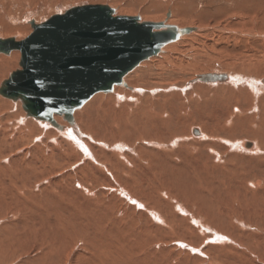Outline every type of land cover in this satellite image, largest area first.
Here are the masks:
<instances>
[{"label":"rangeland","instance_id":"obj_1","mask_svg":"<svg viewBox=\"0 0 264 264\" xmlns=\"http://www.w3.org/2000/svg\"><path fill=\"white\" fill-rule=\"evenodd\" d=\"M98 4L157 22L169 20L178 27H194L197 34L193 32L167 45L160 56L138 66L142 72H131L126 78L133 89L117 107L115 104L116 109H112L113 100H108L114 93L102 92L92 98L96 100L91 99L94 105L87 112L96 113V125L110 121L115 112L137 120L131 130L125 128L121 139L107 138L110 148L90 140L80 130L86 145L91 141L100 146L98 155L109 167L120 162L121 168L112 169L109 179L106 175L79 171L83 164L80 159H88L81 150L69 152L67 159L62 147L52 151L46 143L57 145L54 134L40 126L29 132L14 114L20 113V108L11 106V100L0 95V264H114L109 256H102L106 247L116 245L113 237L102 238L106 230H114L113 224L133 235L136 231L152 233V241L147 244L138 240L141 255L151 253L149 263L264 264V182L262 187L253 183L257 178L264 180V154L253 156L248 148H234V143L247 141L264 151V84L257 95L250 86L253 80L264 81V0H0V39L23 40L33 32L32 21L43 23L71 8ZM20 57L19 51L0 54V85L12 72L21 69ZM207 72H230L239 80L236 84L226 80L199 83L197 76ZM190 81L195 84L187 87ZM133 95L136 98L131 100ZM111 105L110 111L107 106ZM84 111L80 109L78 113ZM80 125L85 127L82 122ZM196 128L205 132L204 139L191 137V130ZM114 144H122L128 150L117 151L112 148ZM121 152H125L124 156L118 160L117 156L110 158ZM24 156L23 170L29 163L32 173L23 176L15 185L17 188L8 185L9 176L23 174L10 160ZM132 160L137 164L128 163ZM179 168L184 170L183 178L177 172ZM44 169L52 170L46 175L37 171ZM114 176L126 193L132 192L143 206L133 203L131 194L128 198L119 188L108 187ZM182 179L189 180L186 185L191 189L179 185ZM210 201L215 209L227 210L231 219L225 216L218 222L221 211L216 215L209 210ZM101 214L109 217L107 223H99ZM73 217L81 222H73ZM49 224L58 225L67 239L55 250L46 239H41ZM203 225L210 227L211 232H205ZM82 229L89 240L77 238L76 233L83 232ZM215 233L223 234L225 239H216ZM35 242L40 246L36 247ZM139 251L134 250L133 254L138 256Z\"/></svg>","mask_w":264,"mask_h":264},{"label":"water","instance_id":"obj_2","mask_svg":"<svg viewBox=\"0 0 264 264\" xmlns=\"http://www.w3.org/2000/svg\"><path fill=\"white\" fill-rule=\"evenodd\" d=\"M31 26L33 32L23 40L0 39V54L21 52V69L3 81L0 95L20 100L28 116L45 118L57 128L54 115L73 122L74 112L94 95L126 85L124 78L142 62L196 31L118 15L101 4L74 7L43 23L32 21ZM226 79L224 74L210 73L197 81Z\"/></svg>","mask_w":264,"mask_h":264},{"label":"bare ground","instance_id":"obj_3","mask_svg":"<svg viewBox=\"0 0 264 264\" xmlns=\"http://www.w3.org/2000/svg\"><path fill=\"white\" fill-rule=\"evenodd\" d=\"M116 10V9H115ZM117 11V14L118 15H125V16H132V12H125V11H119V10H116ZM127 13V14H126ZM141 17V16H140ZM141 19H142V21H151V22H157V21H155L153 18L152 19H149V18H143V17H141ZM174 22V21H173ZM172 22V23H173ZM166 23L167 24H170V25H173V24H171V22H169V20H167L166 21ZM180 28H185V27H180ZM198 29V28H197ZM197 31V30H196ZM200 30H198V32H199ZM196 33V32H195ZM192 34V33H191ZM197 34V33H196ZM187 35H185V36H183L181 39H183L184 37H186ZM185 42H186V40H185ZM176 43V42H175ZM181 43V42H180ZM172 44H174V43H172ZM208 44V43H207ZM185 45V44H184ZM166 48H167V46L166 47H164L163 48V50L159 53V55H157V56H160L163 52H164V50L166 51ZM168 54V53H167ZM176 55V54H175ZM213 56V55H212ZM154 57H156V56H154ZM154 57H152V58H154ZM165 57H170V56H168V55H165ZM152 58H150V59H152ZM20 59H21V57H20ZM8 60V59H7ZM12 60V59H11ZM146 61H148V60H146ZM153 61V60H152ZM154 61H156V60H154ZM153 61V62H154ZM196 61V60H195ZM145 62V61H144ZM144 62H142V63H144ZM141 63V64H142ZM141 64L139 65V66H141ZM162 64V63H161ZM149 65V64H148ZM144 66V65H143ZM153 67V66H152ZM155 68V67H154ZM137 69V71H139L140 69L137 67L136 68ZM136 69H134V70H136ZM144 69V68H143ZM147 69V68H146ZM149 69V68H148ZM133 70V71H134ZM132 71V72H133ZM141 71V70H140ZM139 71V72H140ZM142 72V71H141ZM224 72V71H223ZM227 72V71H226ZM138 73V72H137ZM156 73H158V72H156ZM214 73V72H213ZM218 74H224V75H228V77H227V79H226V81L225 82H227V83H229V84H231V83H233V84H236V83H234L235 81H237V80H239L237 77H234L233 75H235V74H231L230 72L229 73H220V72H217ZM130 74V73H129ZM128 74V75H129ZM139 75L141 74V73H138ZM205 74H210V73H205ZM204 74V75H205ZM127 75V76H128ZM144 75V74H143ZM203 75V74H202ZM226 75V76H227ZM126 76V77H127ZM135 76H138V75H136L135 74ZM200 76V75H199ZM199 76H197V78L199 77ZM124 78V81H125V84L126 85H115L114 86V89H113V91L112 92H109V93H114V94H112V95H110V96H108L109 97V101H111V100H113V102H114V107L112 108V109H116L115 108V104H116V107H117V103H121L120 101H122V99L128 94V93H130V90L131 89H133L132 88V86L130 85L131 83H129L128 81H127V78ZM132 77V76H131ZM141 77H144V76H141ZM140 77V78H141ZM145 77H147V76H145ZM153 78V77H152ZM196 78V79H197ZM134 79V78H133ZM149 79H151V78H149ZM140 80V79H139ZM256 80V79H255ZM138 81V80H137ZM193 81H195V80H193ZM193 81H190L188 84H187V87H192V85L193 84H195ZM132 82V81H131ZM238 82V81H237ZM254 82V83H253ZM3 83V82H2ZM2 83H1V85H2ZM133 83V82H132ZM196 83H198V82H196ZM199 83H201V82H199ZM251 83H253L252 85H250V86H252V89H253V91L255 92V94L257 95V93H259L261 90H263V84H264V81H262V80H256V81H252ZM1 85H0V87H1ZM215 85H217V84H215ZM260 85V86H259ZM221 86V85H220ZM223 86V85H222ZM186 88V87H185ZM213 88V87H212ZM137 91H138V89H137ZM263 93V92H262ZM102 95V93H98V95ZM94 97H98L97 96V94L96 95H94L92 98H94ZM101 97V96H100ZM133 97V99H131V100H134L136 97H134V95L132 96ZM264 97V96H263ZM91 98V99H92ZM96 98L95 99H92L93 101L94 100H96ZM129 98V97H128ZM254 98V97H253ZM89 100V101H87L80 109H85L86 111H84L83 112V114H79L78 113V111L80 110V109H77L75 112H74V114H73V118H74V120H73V122H69V121H66V120H64L65 122H62V120H63V117H61V116H57V115H54V120L56 121V123L60 126V128H57V127H55L49 120H47V119H45V118H43V119H37V118H35V117H32V116H28L27 115V113L24 111V109H23V104H22V102L19 100V101H13V100H11V101H8V102H10V104H11V106H18L19 108H20V110H21V112L20 113H17V112H14V114L16 115V116H19L20 118H18V119H20V121L22 122V123H24L25 125H24V127H26L27 129H28V131L29 132H33V130L35 129V127H36V129L38 128L37 126H40L41 128H43L44 130L46 129V130H49L50 132H51V134H54V138H53V140H55V142L57 143V145H54V143H49V142H47L46 144L47 145H49L50 147L49 148H51L52 149V151H54V150H56L57 148L58 149H60L59 147H57V146H60V147H62L61 148V152L63 153V155H64V157H65V159H67V154H69V152L71 153V152H73L74 154L75 153H77V152H79L80 150L81 151H83V154L85 153L86 155L85 156H87L88 157V159H80V158H78V159H80V160H82L83 161V164L81 165V167L79 168V171L81 172V173H90V175H99V176H103L104 177V175H106V177L108 176V174L109 173H111V170L112 169H115L116 171L117 170H119L120 168H121V164H119L120 162L119 161H117L118 162V165L116 164V165H114L113 164V166L111 165L110 167L106 164V162L104 161V160H102V159H100V157H99V153L98 152H101V148H100V146H97V144L96 145H93L92 143H90L91 141L90 140H92V141H96L97 143H99V145H102V146H105V147H108V144H106V141L108 140L107 138H112V140H114V139H121V137H122V133L124 134V131L126 130L125 128H127L128 130H131L132 129V127L131 126H133V124L134 123H136V121L137 120H135L133 117H130L129 118V116L127 115H125L126 117H120L116 112H115V116H112V118H111V120L110 121H105L104 123H99V125H96L95 123H94V120H95V118H96V113L94 114V115H91V114H89L88 112H90L89 111V109L94 105V103H93V101L92 100ZM101 99H103V98H101ZM264 99V98H263ZM130 100V101H131ZM100 101V100H99ZM137 101V100H136ZM263 102V101H262ZM104 103V105H106L105 104V102H103ZM129 103V102H128ZM96 104V103H95ZM98 104V103H97ZM135 104H136V102H135ZM155 104V103H154ZM107 105H108V103H107ZM121 105V104H120ZM137 105V104H136ZM100 106V105H99ZM113 105H111V106H107L109 109H110V111H111V107H112ZM103 107V106H102ZM133 107V106H132ZM136 107H138V106H136ZM95 108H97V107H95ZM101 108V107H100ZM104 108V107H103ZM139 108V107H138ZM108 109V110H109ZM141 109V108H140ZM87 110H88V112H87ZM99 110V109H98ZM119 110V109H118ZM142 110V109H141ZM141 110H139L138 109V111H141ZM264 110V109H263ZM102 111V110H101ZM130 111V110H129ZM128 111V112H129ZM123 112V111H122ZM132 112H134V110L132 111ZM136 112V111H135ZM139 113V112H138ZM133 114V113H132ZM123 115V114H122ZM129 115H130V113H129ZM84 116V117H83ZM100 116L101 115H99V118H100ZM137 116V115H136ZM83 117V118H82ZM98 117V116H97ZM255 117V116H254ZM80 118H82V120L80 119ZM141 119V118H140ZM105 120V119H104ZM96 121V120H95ZM129 121V122H128ZM130 121H132V122H130ZM80 122H82L83 123V125H85V127L84 128H81V127H83V126H81L80 125ZM102 122V121H101ZM127 122H128V125H127ZM135 126V125H134ZM93 127V128H92ZM54 128H56V129H54ZM24 130V129H23ZM80 130L81 131H83V133L84 134H86V136H88L89 138H90V142H89V144H85L84 143V141H83V138H82V133H80ZM93 130V131H92ZM194 130H197L198 131V133L199 134H194L193 132H194ZM192 132H191V137H194V139H196V137H200V139H204L205 137H206V134H205V132L200 128H196V129H192L191 130ZM35 132V131H34ZM127 132V131H126ZM43 133V132H42ZM119 134H121L120 135V137H119ZM127 135V134H126ZM246 135V134H245ZM175 136V135H174ZM88 137H86V138H88ZM126 137V136H125ZM21 138V137H20ZM58 138H59V141H58ZM246 138V137H245ZM244 138V139H245ZM19 142L21 141V140H18ZM48 141V140H47ZM110 141V140H109ZM54 142V141H53ZM1 143H2V141H1ZM114 143V142H113ZM116 143V142H115ZM13 144V143H12ZM117 144V143H116ZM230 144H232V143H230ZM235 145H234V148H236V149H239V150H246V148H248V149H250L249 151H250V153H252L253 154V156H255V155H258V154H260L261 153V155L262 154H264V151H262L255 143H250V142H247V141H243V142H238V143H234ZM3 144H1V146H2ZM47 145H45V147L47 148ZM62 145V146H61ZM37 146V145H36ZM101 146V147H102ZM108 148H110V146L108 147ZM112 148H115L117 151H123V150H126L127 148L126 147H124V145H122V144H118V145H116L115 146V144H114V146H112ZM126 148V149H125ZM30 149V148H29ZM28 149V150H29ZM11 150V149H10ZM128 150V149H127ZM115 151V150H114ZM133 150L132 149H130V152H132ZM249 151H248V153H249ZM111 152V151H110ZM113 152V151H112ZM111 152V153H112ZM3 153H5V152H3ZM122 153H125V152H121L120 154H118V155H110V158H114L115 156H117V157H115L116 158V160H118L119 158V156H121V155H123L124 156V154H122ZM238 153V152H237ZM246 154V153H245ZM16 155V154H15ZM248 156H249V154H247ZM235 156V155H234ZM79 157V156H78ZM25 158V156L22 158V157H20V158H18V159H16V158H13V159H11L10 160V164H17L16 166L17 167H19V169H20V172H22L23 174H21V176L20 177H18V175H17V177L15 176V177H12V176H9L11 179H10V181H9V183H8V185H10V184H13L14 186L23 178V176H25L26 174H30V173H32V171L31 172H29V170H28V168H30L31 167V165L29 164V163H27V165H25V167H26V170H23L24 168H23V165H24V159ZM114 158V159H115ZM118 158V159H117ZM238 158V157H237ZM243 158H244V156H243ZM252 158V157H251ZM77 159V160H78ZM8 160V159H7ZM250 160V159H249ZM252 160V159H251ZM65 161V160H64ZM93 161V162H92ZM79 162V161H78ZM251 162V161H250ZM258 162V161H257ZM261 162V161H260ZM128 163H130L131 165H133V164H137L135 161H130V162H128ZM252 163V162H251ZM9 164V163H8ZM52 166V165H51ZM78 166H80V165H78ZM75 167H77V165L75 166ZM145 167V166H144ZM170 167V166H169ZM5 168V167H4ZM61 168V167H60ZM2 169V168H1ZM62 169V168H61ZM77 169V168H76ZM50 170H52V169H44L43 171H41V170H37V171H40V172H42L41 174H47V172L49 173V171ZM177 170V169H176ZM15 171V170H14ZM16 172V171H15ZM18 172V171H17ZM114 172V171H113ZM178 173H181V178H183V176H185V173H184V170H183V168L181 169V168H179V171H177ZM17 174V173H16ZM248 174V173H247ZM20 175V174H19ZM40 175V173H38V174H35V176H39ZM113 175V174H112ZM118 175V174H117ZM120 176V175H119ZM116 177L117 176H114V178H113V180H110V182H111V184L112 185H108V187H111V188H114V187H117V189L119 188V192L123 195V196H127L128 198H130V196H129V194H131V193H129V194H127L126 192V189H124V186L123 185H121L120 183L121 182H119V181H117V179H116ZM253 177V176H252ZM64 178V177H63ZM108 178V177H107ZM28 179H30V178H28ZM32 179V178H31ZM109 179V178H108ZM120 179V178H119ZM118 179V180H119ZM63 180H65V179H63ZM115 180V181H114ZM13 181V182H12ZM182 181H184L185 183H184V185L181 183ZM188 181L189 180H184V179H182V180H179V185H181V186H185L187 183H188ZM65 182V181H64ZM63 182V183H64ZM264 182V180H263V178H257L253 183L255 184V186H260L262 183ZM57 183V182H56ZM80 183V182H79ZM191 183V182H190ZM60 184H62V183H60ZM123 184V183H122ZM189 184V183H188ZM248 184V183H247ZM7 185V184H6ZM76 185H77V183H76ZM114 185V186H113ZM20 186V185H19ZM250 186V185H249ZM263 186V184L261 185V187ZM16 187V186H15ZM14 187V188H15ZM23 187H25V186H23ZM59 187V186H58ZM190 186L189 185H186V187L185 188H189ZM17 188V187H16ZM49 188V187H48ZM55 188H57V187H55ZM126 188V187H125ZM158 188V187H157ZM50 190H51V188H49ZM48 189V190H49ZM71 189V188H70ZM73 189V188H72ZM109 190H110V188H108ZM180 189V188H179ZM190 189H191V187H190ZM56 190V189H55ZM59 189H57V191H58ZM184 190V189H183ZM186 190V189H185ZM248 190V189H247ZM260 190V189H259ZM69 191V190H68ZM252 191H253V189H252ZM51 192H52V190H51ZM73 192V191H72ZM188 192V191H187ZM112 194V193H111ZM189 194H190V192H189ZM66 196V195H65ZM131 196H132V194H131ZM47 197V196H46ZM55 197H56V195H55ZM60 197V196H59ZM156 198V197H155ZM96 199V198H95ZM65 200V199H64ZM63 200V201H64ZM98 200H99V198H98ZM130 200L134 203V201H135V203H137V204H139V206H141L142 204V202L141 203H139V200L137 199V198H135L134 197V195L132 196V198H130ZM87 201V200H86ZM89 201V200H88ZM87 201V202H88ZM97 201V200H96ZM142 201V200H141ZM97 202H100V201H97ZM243 202H245V201H243ZM22 203V202H21ZM93 204H95L96 202H92ZM209 203H211L210 204V207H209V210L211 209V211H213V212H215L216 213V215H217V211H221L220 213V215L217 217V219H219L218 220V222H220V220L221 219H223V218H225V216H227L228 218H230L231 217V214H229V213H227L226 211L227 210H221L219 207H217V209H215L216 207L212 204L213 202H209ZM262 203V202H261ZM74 204V203H73ZM88 204V203H87ZM97 204H99V203H97ZM101 204V203H100ZM144 204V203H143ZM90 205H92L91 203H90ZM149 205V204H148ZM148 205H147V207H148ZM87 205L85 204V207H86ZM94 206H96V205H94ZM101 206V205H100ZM100 206H98V207H100ZM116 206V205H115ZM143 206V205H142ZM204 206H207V205H204ZM83 207V206H82ZM91 207V206H90ZM252 207V206H251ZM59 208H61V207H59ZM74 208V207H73ZM88 208V207H87ZM101 208H102V206H101ZM103 208H104V206H103ZM245 208V207H244ZM78 209H80V207L78 208ZM98 209V208H97ZM106 209V208H105ZM147 209V208H146ZM150 209H151V207H150ZM208 209V208H207ZM258 209V208H257ZM256 209V210H257ZM73 210V209H72ZM82 211H83V208L81 209ZM96 210V209H95ZM134 210V209H133ZM76 211H78L77 209H76ZM80 211V210H79ZM78 211V212H79ZM81 211V212H82ZM63 212V211H62ZM65 212V211H64ZM80 212V213H81ZM83 212H85V211H83ZM98 212V211H97ZM101 212H103V211H101ZM113 212V211H112ZM61 213V212H60ZM68 213H69V211H68ZM87 213H88V211H87ZM93 213V212H92ZM150 213H151V211H150ZM226 213V214H225ZM77 214V213H76ZM76 214H75V216H76ZM83 214V213H82ZM82 214H81V217H82ZM103 214V213H102ZM99 215V217H98V221H99V223H101V222H106L107 223V221H109L108 219H109V217H106L105 216V214L104 215ZM154 213H152V215H153ZM158 214V213H157ZM78 215V214H77ZM93 215V214H92ZM107 215V214H106ZM130 215V214H129ZM237 215V214H236ZM67 216V215H66ZM85 216V215H84ZM108 216V215H107ZM159 216V215H158ZM69 217V216H68ZM88 217V216H87ZM94 218L96 217V216H93ZM234 217V216H233ZM78 218V217H77ZM79 218H80V216H79ZM76 219V218H74L73 217V222L75 221L76 223H78V221L79 222H81V220L80 219ZM85 218H86V216H85ZM116 218V217H115ZM162 218V217H161ZM237 218V217H236ZM83 219V218H82ZM117 219V218H116ZM163 219V218H162ZM231 219V218H230ZM229 219V220H230ZM247 219H249L248 217H247ZM246 219V220H247ZM76 220H78V221H76ZM84 220V219H83ZM93 220V219H92ZM96 220V219H95ZM228 220V219H227ZM241 220V219H240ZM67 221V219H65V222ZM147 221V220H146ZM233 221V220H232ZM64 222V221H63ZM69 222V221H68ZM90 222V221H89ZM153 222V221H152ZM70 223H71V221H70ZM95 223H97V222H95ZM112 223V222H111ZM229 223V222H228ZM79 224V223H78ZM98 224V223H97ZM230 224V223H229ZM83 225V224H82ZM101 225V224H100ZM102 225L103 226H105L106 224H103L102 223ZM112 225V224H111ZM165 225V224H164ZM167 225V224H166ZM65 226V225H64ZM84 226V225H83ZM82 226V227H83ZM93 226V225H92ZM109 226V225H108ZM118 226V225H117ZM149 226V225H148ZM81 227V226H80ZM88 227V226H87ZM95 227H97V226H95ZM105 227H107V226H105ZM104 227V228H105ZM111 227V226H110ZM133 227V226H132ZM71 228V227H70ZM76 228V227H75ZM83 228H85V227H83ZM89 228V227H88ZM94 228V227H93ZM103 228V227H102ZM107 228H109V227H107ZM113 228H114V230H112V228L110 229V230H106V228L105 229H103V232H104V230H106L105 232H104V236L102 235V233H101V235H102V238H111V237H113V238H111V239H113V243L114 244H116L115 246H112V247H109L108 246V248L106 247L105 248V250L104 251H102V256L103 257H105V256H109V261L110 260H112V261H114V264H127V262H129V260H132V257L134 258V260H132V263L131 264H153L152 262H148L149 260H148V254L150 253L149 251H148V253L146 252L144 255L145 256H143V255H141V254H143L142 253V251H139V250H141L142 249V247H140V243L138 242V240L141 242V241H143V242H141L142 244H147V241H152L151 240V237H152V233L150 232V231H142V232H139V231H136L137 232V234H135V235H133L132 233H130V232H128V230L127 231H125L126 230V228H119V229H117L118 227H116V226H114V224H113ZM135 228V227H134ZM138 228V227H137ZM222 228V227H221ZM73 229H74V227H73ZM77 229H78V227H77ZM90 229H91V227H90ZM90 229L88 230V231H90ZM101 229V228H100ZM205 232H211V228L210 227H208L207 225H203V228H202ZM71 230V229H70ZM83 230V229H82ZM85 230V229H84ZM83 230V232H78V230H77V232L78 233H76L77 234V238L78 239H80V238H87L88 237V233H85V231ZM94 230V229H93ZM93 230L91 231V232H93ZM67 231V230H66ZM30 233H31V230H30ZM90 234V233H89ZM93 234V233H92ZM97 234L99 235L100 234V231H98L97 232ZM61 235V236H60ZM223 234H219V233H215V235H213V236H216V239H221V238H224L223 236H222ZM90 236L92 237V235L90 234ZM100 236V235H99ZM225 236V235H224ZM97 237V236H96ZM145 237V238H144ZM75 238H76V236H75ZM41 239L43 240V239H46V241H48L49 243H50V246H52V247H50V248H52L53 250H55L54 248H56L57 246H60V244H65L66 243V241H67V239H65V235H64V233L61 231V230H58V225H56V227H54L52 224H49V226L46 228V229H44L43 230V232H42V236H41ZM59 239V240H58ZM88 239V238H87ZM96 239V238H95ZM225 239V238H224ZM223 239V240H224ZM41 240V241H42ZM57 240H58V242H59V245H57V244H55L56 242H57ZM72 240V239H71ZM89 240V239H88ZM92 240V239H91ZM90 240V241H91ZM159 240V239H158ZM164 240H167V239H164ZM173 240V239H172ZM171 241V240H170ZM18 242H20V241H18ZM43 242V241H42ZM62 242V243H61ZM98 242V241H97ZM102 242V241H101ZM109 242V241H108ZM111 242V243H112ZM89 243V242H88ZM96 243V242H95ZM94 243V244H95ZM35 244H36V247H38V246H40V244H39V242L38 243H36L35 242ZM46 244H47V242H46ZM87 244V243H86ZM94 244H92V245H94ZM100 244V243H99ZM105 244V243H104ZM108 244V243H107ZM114 244H112V245H114ZM75 245V244H74ZM66 246V245H65ZM101 246V245H100ZM102 246H104V245H102ZM144 246V245H143ZM67 247V246H66ZM105 247V246H104ZM212 247V246H211ZM15 248H17V247H15ZM20 248V247H19ZM41 248V247H40ZM90 248V247H89ZM95 248H97V247H95ZM191 248V247H190ZM199 248V247H198ZM93 249V248H92ZM144 249H145V247H144ZM147 249V248H146ZM15 250V249H14ZM18 250V249H17ZM50 251H51V249H49ZM127 250H129V253L127 252ZM134 250H138L139 251V253H140V255H138V256H135V254H133V252H134ZM198 250V249H197ZM194 251V250H193ZM54 253V252H53ZM53 253H50V254H53ZM56 253V252H55ZM99 253V252H98ZM127 253V254H126ZM189 253H190V251H189ZM188 253V254H189ZM13 254V253H12ZM78 254V253H77ZM100 254V253H99ZM151 254V253H150ZM55 255V254H54ZM15 256V255H14ZM17 256V255H16ZM15 256V257H16ZM53 256V255H52ZM111 256V257H110ZM233 256V255H232ZM17 257H19V256H17ZM43 257V256H42ZM79 257V256H78ZM152 257V256H151ZM231 257V256H230ZM13 258V257H12ZM23 258V257H22ZM21 258V259H22ZM27 258V257H26ZM15 259V258H14ZM17 259V258H16ZM41 259V258H40ZM99 259H101V258H99ZM107 260V259H106ZM161 260V259H160ZM13 261V260H12ZM172 261V260H171ZM14 262H15V260H14ZM65 262V261H64ZM99 262V261H98ZM110 263V262H109ZM130 263V262H129Z\"/></svg>","mask_w":264,"mask_h":264}]
</instances>
